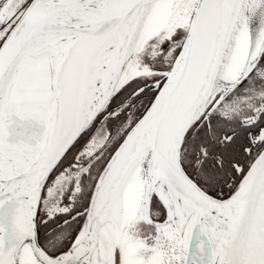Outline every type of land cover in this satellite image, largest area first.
<instances>
[{
    "label": "snow or ice",
    "instance_id": "snow-or-ice-1",
    "mask_svg": "<svg viewBox=\"0 0 264 264\" xmlns=\"http://www.w3.org/2000/svg\"><path fill=\"white\" fill-rule=\"evenodd\" d=\"M0 264H264V0H0Z\"/></svg>",
    "mask_w": 264,
    "mask_h": 264
}]
</instances>
